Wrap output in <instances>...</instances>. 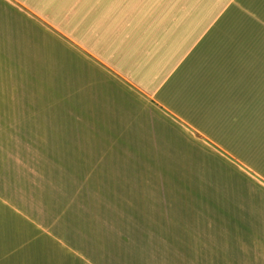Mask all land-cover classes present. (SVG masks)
<instances>
[{
  "label": "crops",
  "instance_id": "crops-1",
  "mask_svg": "<svg viewBox=\"0 0 264 264\" xmlns=\"http://www.w3.org/2000/svg\"><path fill=\"white\" fill-rule=\"evenodd\" d=\"M0 264H264V0H0Z\"/></svg>",
  "mask_w": 264,
  "mask_h": 264
},
{
  "label": "rangeland",
  "instance_id": "rangeland-1",
  "mask_svg": "<svg viewBox=\"0 0 264 264\" xmlns=\"http://www.w3.org/2000/svg\"><path fill=\"white\" fill-rule=\"evenodd\" d=\"M151 157L153 159L152 167L156 171V173L152 174V180L156 182H165L172 186L170 188L162 189V191L154 190V196L164 197L170 200L202 198L204 203L202 206H195L194 204L185 205L186 209L194 208L193 210H189L190 212H195V209H197V207H202L203 212H210L211 207L213 206L216 209L214 210V212L220 213L221 216L224 215L238 217L243 213V209H246L248 211L247 207L249 205H242L240 203H236V198H234L233 200L230 199L233 195L231 194V189L228 190L224 186L220 190H218L214 181L203 180V176L199 174V172H197L196 170H192V168L187 169L185 166H183L182 162L184 158L182 159V161H180V158L178 156H165L167 157L166 160H164V156L154 155ZM110 175L116 174L105 173L104 176H107V181L112 180L110 178ZM145 190L147 192L150 191V189ZM106 191L111 194H115L116 190L107 189ZM235 196L236 195L234 194V197ZM185 206H169L166 210V213H168L169 216L179 217L181 215L180 213L185 210ZM140 207L144 210L150 209L152 213L158 215L162 213V208L166 206L154 205L148 207L147 205H141ZM106 208L108 214L110 216L113 215L114 207L107 206ZM130 211V205H125L121 209V213L124 215L128 214ZM130 223V221H126L123 225L127 226L130 225ZM253 225L256 228L259 227L258 222H253Z\"/></svg>",
  "mask_w": 264,
  "mask_h": 264
}]
</instances>
